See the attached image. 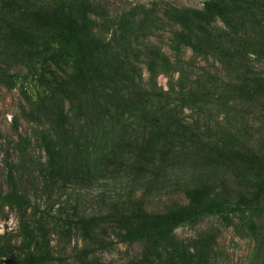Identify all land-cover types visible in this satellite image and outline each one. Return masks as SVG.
<instances>
[{
	"label": "rangeland",
	"instance_id": "obj_1",
	"mask_svg": "<svg viewBox=\"0 0 264 264\" xmlns=\"http://www.w3.org/2000/svg\"><path fill=\"white\" fill-rule=\"evenodd\" d=\"M23 1L0 0V264H27L28 223L54 256L37 264H264V0L201 24L209 0ZM55 14L105 47L33 76L6 20L46 37ZM202 187L215 215L123 237ZM81 218L102 241L86 255Z\"/></svg>",
	"mask_w": 264,
	"mask_h": 264
},
{
	"label": "trees",
	"instance_id": "obj_2",
	"mask_svg": "<svg viewBox=\"0 0 264 264\" xmlns=\"http://www.w3.org/2000/svg\"><path fill=\"white\" fill-rule=\"evenodd\" d=\"M25 6H35L31 0H25ZM236 0H209L205 3L203 10L194 11L193 17H187L190 23H209L216 19L218 15L224 14L231 4ZM19 6L18 2L16 3ZM22 7V2L20 4ZM7 7L0 6V16L4 20ZM12 12V11H11ZM52 19L57 25V31L49 33L46 37L42 34H32L20 25L14 26L16 23L6 20L8 28L11 29V36L14 37L16 30L22 29L24 34H29L33 39V45L27 48L23 54V63L28 68L29 73L36 76L39 70L44 71L50 64H58L65 59L74 57L83 52L92 50L99 51L105 47V41L99 37L94 31L83 30L75 21L63 24L62 17L58 14L53 15ZM188 26V25H187ZM41 40V41H39ZM29 73L27 75H29ZM27 78V77H26ZM54 164V163H53ZM13 171L10 177L13 179ZM10 195L7 194L3 199L8 202ZM223 203L214 197L209 187L195 189L191 195V204L180 211H170L167 213H157L149 215L140 222L139 226L130 228L123 237L129 241H147L156 243L160 241L171 240L175 230L181 225H195L204 218L213 216L223 207ZM81 228L86 234L93 235V227L81 218ZM29 224V223H28ZM25 226L26 240L29 242L28 249L25 253V261L27 264H37L42 260H53L54 256L51 252L50 241L46 239V235L41 231L40 227L32 225ZM95 238V239H94ZM97 238V239H96ZM102 242L97 236H91L89 249L81 251L82 254H90L94 251L95 245ZM106 241L103 239V245Z\"/></svg>",
	"mask_w": 264,
	"mask_h": 264
}]
</instances>
